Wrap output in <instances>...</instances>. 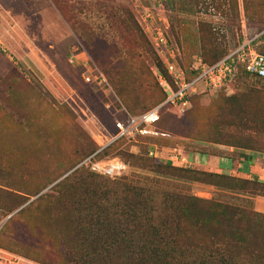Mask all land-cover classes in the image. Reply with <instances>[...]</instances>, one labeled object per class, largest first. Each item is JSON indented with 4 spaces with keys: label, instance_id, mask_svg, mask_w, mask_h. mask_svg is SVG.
Instances as JSON below:
<instances>
[{
    "label": "rangeland",
    "instance_id": "obj_1",
    "mask_svg": "<svg viewBox=\"0 0 264 264\" xmlns=\"http://www.w3.org/2000/svg\"><path fill=\"white\" fill-rule=\"evenodd\" d=\"M58 1L71 18L54 0H0V187L7 191L0 190V197H8L10 204L15 203L18 194L33 200L47 192L53 184L34 195L44 184L69 174L83 153L105 145L115 133L116 120L124 119V108L138 114L152 107L160 87L154 74V59L141 49L142 34L153 41L163 61L174 54V61L187 72L201 58V23L215 30L218 46L227 45L228 52L246 43L257 52H264V38H260L264 29L258 32L264 23L250 22L243 0L237 1L236 12L227 1L224 6L227 14L205 4L197 6L196 0H190L192 6L188 10L172 9L167 0ZM251 1L264 3V0ZM256 11L264 17V4L252 8L253 13ZM124 18L132 25L131 29L123 24ZM158 28L166 33V45H157ZM254 39L257 40L251 44ZM97 69L105 74L111 88L86 82L84 76L94 77ZM114 82L126 90L129 106L121 99ZM252 87L264 89V81L240 78L222 91L196 95L180 123L187 126L189 118L192 121L195 118L196 135L205 140H220L213 126L223 96ZM63 124L65 128L60 129ZM172 131L175 133L172 142L187 156L188 151L208 150L214 145L187 138L179 130ZM203 143H207L206 147L201 146ZM257 146L263 150L264 141ZM142 148L138 139H122L108 145L103 154L126 162L128 170L124 178L139 179L156 190L182 189L198 196L254 207L256 196L251 193L244 195L209 183L158 174L138 165V159L130 155L142 156ZM160 148L157 154L171 162L173 152ZM240 150L236 148L232 153L237 163ZM258 155L264 169V153ZM192 165L206 170L197 163ZM16 211L3 217L0 209V230ZM7 231L13 241L11 249L19 254L11 256L0 250V264H41L22 254L49 260L50 245L40 230L34 235L19 221L11 220ZM55 264H64V259L56 260Z\"/></svg>",
    "mask_w": 264,
    "mask_h": 264
},
{
    "label": "trees",
    "instance_id": "obj_2",
    "mask_svg": "<svg viewBox=\"0 0 264 264\" xmlns=\"http://www.w3.org/2000/svg\"><path fill=\"white\" fill-rule=\"evenodd\" d=\"M227 1L231 2L230 5L236 12L238 0H202V3L196 0V5L205 4L207 8L214 7L224 14ZM54 2L71 18L58 0ZM167 2L172 9L178 7L188 10L192 6L190 0ZM243 2L244 12L250 22L255 20L263 24L262 13H253L252 8H261L264 3L255 4L251 0ZM122 22L128 30L132 28L125 18ZM263 29L261 27L258 32ZM255 33L254 31L252 36ZM135 35L136 33H133L134 38ZM141 36L144 37L141 49L154 59V74L160 87L154 104L141 112L144 113L167 97L168 92L160 84L159 75L163 76L173 89L177 87L168 74L166 63L154 48L153 41L145 34ZM260 38H264V35ZM200 40L201 58L206 64L212 65L229 53L227 45L223 48L218 46L215 30L205 23H201ZM256 40H252L251 44ZM196 73L189 71L188 75L194 76ZM240 78L264 81V77L250 74L242 68L236 72L231 82ZM114 84L121 99L128 105L126 90L115 82ZM224 89L226 88L222 90ZM124 109L134 116L141 114H133ZM189 110L180 112L169 107L162 114L157 126L173 135L175 133L172 130H179V134L187 138L264 153V149L257 146L264 141V89L252 87L245 92L223 96L213 126L215 136L218 135L220 140H205L204 137L196 135L195 118L193 121L189 118L190 124L187 126L180 123V119L185 117ZM61 126L60 129L65 128L64 124ZM52 128L56 129V125H52ZM122 139L124 138L116 141ZM138 140L141 141L143 154L130 156L138 159V165L153 172L209 183L220 189L240 191L244 195L251 193L252 196L264 197V180L203 170L194 168L193 165H175L163 160L160 154H149L153 144L174 147L176 144L173 140L144 136H138ZM97 150L92 148L83 153L72 165L69 174L59 181L56 178L44 184L34 195H39L47 186L53 185L33 200L29 196L23 197L22 194L14 193L18 194L17 198L13 200L14 204H10L8 197H0L3 217L17 210L0 230L1 249L19 254L11 249L13 241L7 231V224L11 220H17L34 235L40 230L44 240L50 245V249H47L49 260L22 254L23 257L41 264H55L60 258L64 259V264H264L263 212L255 210L254 207L248 208L198 196L187 190H156L139 179L124 178L125 175L123 178H113L92 172L85 166L78 167L86 157ZM104 150L98 154L99 158H105ZM0 190L6 191L3 187H0ZM47 236L50 238L47 239Z\"/></svg>",
    "mask_w": 264,
    "mask_h": 264
},
{
    "label": "built area",
    "instance_id": "obj_3",
    "mask_svg": "<svg viewBox=\"0 0 264 264\" xmlns=\"http://www.w3.org/2000/svg\"><path fill=\"white\" fill-rule=\"evenodd\" d=\"M155 40L157 45L159 43L163 45L167 44L166 33L161 28L157 29ZM174 60L176 58L172 54L171 58H166L164 62L166 63L168 74L172 77L177 88L173 89L167 80L159 75L160 84L168 92L166 99L137 116L131 115L125 110L124 119L116 120L114 124L115 133L110 137L109 141L86 157L78 167L85 166L92 172L105 174L113 178L122 177L127 174L128 165L121 158L117 156L98 157V154L108 145L121 138L137 140L138 136L174 140L173 134L161 130L157 126L162 114L169 107L176 108L180 112H186L192 106L191 98L194 95L215 93L221 91L223 88H227L240 68L250 74L264 77V54L251 48L248 43L232 50L212 65L204 63L199 57L191 66V71L197 72L194 76H189L187 70ZM96 71L97 73L94 74V77L89 75L84 76L86 82L94 83L101 87L110 86L105 74L100 69ZM164 147L169 152H173L170 158L173 164L180 166L192 165L189 157L177 146H162L160 148L156 144H153V148H150L149 154L157 156L159 148L163 151Z\"/></svg>",
    "mask_w": 264,
    "mask_h": 264
},
{
    "label": "crops",
    "instance_id": "obj_4",
    "mask_svg": "<svg viewBox=\"0 0 264 264\" xmlns=\"http://www.w3.org/2000/svg\"><path fill=\"white\" fill-rule=\"evenodd\" d=\"M206 145L207 143L201 144L203 147H206ZM235 150L236 148L230 146L212 145V147L205 151H195L193 153L188 151L187 153L189 154L192 164L197 163L198 165L205 166L206 168H204L206 170L225 172L243 178H258L264 180V169L260 167V160L262 158L258 155V152L245 149L237 151V156L239 157V163H237L232 158L234 157L233 154ZM202 160H207V162L201 163L200 161ZM253 199L255 210L264 213V197L256 196L253 197ZM0 250L3 251L4 254H9L11 256L16 255L15 253L1 248Z\"/></svg>",
    "mask_w": 264,
    "mask_h": 264
}]
</instances>
